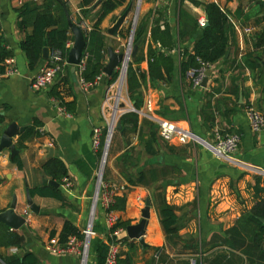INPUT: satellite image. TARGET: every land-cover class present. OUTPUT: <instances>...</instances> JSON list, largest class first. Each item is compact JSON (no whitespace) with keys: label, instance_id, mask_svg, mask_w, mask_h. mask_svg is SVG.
Masks as SVG:
<instances>
[{"label":"crops","instance_id":"obj_1","mask_svg":"<svg viewBox=\"0 0 264 264\" xmlns=\"http://www.w3.org/2000/svg\"><path fill=\"white\" fill-rule=\"evenodd\" d=\"M26 1L29 0H0V23L5 45L13 52L16 68V73L0 77V115L5 118L0 125V137L11 122L25 128L34 118L43 122L41 130L44 133L39 138L26 140L20 148L17 147L19 136L12 137L18 150L20 167L10 158L7 149L0 152V213L10 208L15 196V213L25 219L18 229L0 223V256L30 251L39 257L41 264H79L80 260L75 254L50 251L49 242L53 238L58 239L64 221L71 222L80 230L88 222L99 163L98 151L92 147V128L98 126L104 131L108 121L109 101L105 102L108 76H102L94 88L83 90L78 82L77 70L73 74L68 63L73 81L75 112L72 114L68 111L70 116L60 113L57 100L49 96L51 87L36 90L31 86L32 78L44 62L37 69L29 70L25 53L20 49L24 34L16 29L15 10ZM64 1L68 5V10L65 9L67 21L77 26L81 24L79 27L85 38V31L89 33L92 30L96 10L92 9L83 15L79 6L81 0ZM131 1L136 0H127L128 6L132 4ZM262 1H141L138 21L155 8L159 10L149 20L145 43L138 50L142 59L138 63L131 60L134 68L138 66L144 74L140 88L141 101L137 108L142 140L146 138L149 128L147 123H152L158 131L152 118L189 128L202 138H211L214 129L240 131L243 136L237 156L243 165L217 159L193 140L169 142L177 147L178 152L175 154L161 148L157 155L143 157L137 170L153 164L172 168L168 171L169 176L162 181L160 190L165 201L176 208L177 215V235L167 240L151 191L144 186H129L114 165L131 147H135L139 153L143 152L139 133L124 135L120 126L114 138L106 173L107 182L127 187L119 195H123V200L115 210L118 221H129V225L138 224L142 220L141 210L146 199L151 203L142 236L143 244L127 237L124 228L121 238L126 239L119 245L120 259L127 258L130 264H190L193 259L196 264H264V234L260 231L264 217L252 213L254 206L264 203V133L251 132L245 115V106L248 104L264 113ZM209 2L218 4L230 15L234 29L232 54L235 58L232 59L235 62L220 61L207 78L206 86L194 88L188 75H181L179 64L184 52H192L194 41L205 24L207 15L204 4ZM51 5L54 8L56 4L52 2ZM125 6L114 9L100 20L99 27L106 37L107 47L112 45L115 52H118L116 45L121 47L125 43L119 34L122 28L128 26L132 10L116 37L108 31L126 10ZM237 11L240 14L237 15ZM158 19L161 26L163 22L170 26L174 39V47L169 52L174 61V71L166 82L158 79L153 81L148 74L146 42L154 20ZM195 23L199 27L190 34L188 29ZM180 24L184 29L181 40ZM27 32L30 33L31 29L28 28ZM70 34L73 36L71 31ZM70 42L66 58L73 47L74 41ZM104 61L106 64L107 52ZM72 98L69 96L65 100L70 101ZM206 102L209 107L203 114L201 110ZM46 147H52V157L61 159L67 168L71 186L65 188L60 185L59 188L69 206H63L55 198L31 193L34 188L48 185L43 183L44 178H49L41 169L43 162L48 159ZM26 189L31 194L37 212L31 211L27 205ZM95 214L96 237L104 241L108 231L104 210L99 207ZM51 232L55 233L54 237L50 236ZM14 234L23 236V249L8 244ZM0 264L4 263L0 260Z\"/></svg>","mask_w":264,"mask_h":264},{"label":"trees","instance_id":"obj_2","mask_svg":"<svg viewBox=\"0 0 264 264\" xmlns=\"http://www.w3.org/2000/svg\"><path fill=\"white\" fill-rule=\"evenodd\" d=\"M97 1L98 0H81L79 5L81 14L83 15H86L92 9L96 10L95 22L92 30L89 33L87 31L84 33L86 40L85 48H87L88 52L86 65L81 74H79L77 70V75L81 76L86 82L93 81L96 76L103 72L105 66L104 60L107 52V43L105 41L106 37L102 34V30L99 27L100 20L118 7L126 5V9L128 6L127 0H100L98 3ZM52 2L56 4L54 8L51 5ZM131 3L133 7L135 1H131ZM95 4L96 6L94 7ZM204 8L208 18L207 24L203 27L200 35L195 39L192 52H184L182 54L179 64L181 75H186L190 69L199 68V60L213 65H216L220 61L224 63L235 62V59H232V57H234L232 54L234 29L229 18V13L214 2L204 4ZM65 9L68 10V5L64 0H39L38 2L29 0L15 10L17 13L16 29L24 34L20 41V49L25 53L29 70H35L42 62H45L42 58L44 43L50 54L56 50H61L64 55H66L67 49L65 44L69 41H73V36L70 34ZM156 13H159L158 8H155L153 12H148L147 15L139 19L136 24L133 32V41L135 42L141 39L139 49H141L145 43L149 20ZM236 14L238 15L240 12L237 11ZM77 23H79L78 20ZM198 27L199 25L197 23H195L194 26L190 25V29H188L189 33H193ZM28 28L31 29L30 33L27 32ZM130 30V24H128V26L120 30V37L126 39L130 34ZM182 36H184V29L180 24V40L183 38ZM173 47L174 39L170 26L165 22H163V26H161L159 19L154 20L150 28V37L146 42L148 74L151 80L154 81L158 79L166 82L171 79V75L174 71V61L169 52ZM12 57L13 52L5 45L3 29L0 23V74L6 71L7 60ZM132 59L138 63V61L142 59V54L139 55L137 53L136 57ZM116 78L117 73L115 71L108 76V83L114 82ZM143 78L144 74L140 71L138 66L134 68L130 62L126 73V92L129 99L134 102L135 109L138 108L141 101L140 88ZM49 96L57 100L59 104L70 113L73 114L75 112V96L69 64L64 68L63 72L58 75L57 80L49 91ZM69 96L73 97L72 100H65V98ZM208 107L209 104L206 102L201 112L204 114ZM4 121V116L0 115V125L3 124ZM120 124V130L124 135L139 133V143L142 145L143 152L139 153V150H136L135 147H131L115 161L114 165L123 175L129 186H144L151 191L157 202L158 216L163 232L167 240H170L176 237L178 231L176 208L165 201L160 190L162 188V181L169 176L168 171H171L172 168L170 166L153 164L140 170L137 169L143 157L155 156L160 152L161 148L174 154L178 152V149L175 145L163 140L158 135V131L153 127L152 123H147L149 128L145 134L146 138L142 140V125L139 126V115L136 112L128 111L122 114L120 116ZM42 128L43 122L34 118L20 133L17 147L20 148L22 143L26 140L41 137L44 133V131L41 130ZM103 139L104 135L102 136L101 144L103 143ZM98 154H100L99 151ZM13 162L20 167V158L18 154L13 157ZM41 169L49 179L58 182L59 186L63 185L64 179L69 180L65 164L57 157H51L45 160ZM170 176H172V173ZM31 193L55 198L59 200L63 206H69L68 201L63 196L59 187L56 188L50 185H43L34 188ZM122 200L123 195L116 196L115 203L111 205V208L114 210L118 209L119 203ZM252 213L264 217V203L254 206ZM128 225L129 221H118L107 231L106 237L109 238L110 233L117 227L126 228ZM94 230L97 232L95 222ZM260 231L264 234V225L260 227ZM50 236L54 237L55 233L51 232ZM71 236L78 240L83 238L81 230L66 220L58 235V245L61 247L65 246ZM124 239H126V237H120L118 240L121 242ZM8 244L18 249H23L24 238L21 235L14 234ZM92 251L94 254L93 260L87 264H104L106 245L102 239L96 237L92 244ZM0 260L4 264H41L39 257L30 251H25L19 255L0 256ZM118 264H130V262L127 258L123 260L119 258Z\"/></svg>","mask_w":264,"mask_h":264},{"label":"built area","instance_id":"obj_3","mask_svg":"<svg viewBox=\"0 0 264 264\" xmlns=\"http://www.w3.org/2000/svg\"><path fill=\"white\" fill-rule=\"evenodd\" d=\"M38 2L39 0H33ZM142 1V0H141ZM141 1L136 0L135 4L132 7L131 18H130V35L128 41L125 45H123V52L128 57L125 70L124 68V60L121 64L118 65L116 69L117 78L114 82L110 83L107 89V93L105 94V102L111 101L113 99V89L116 88L117 92L114 96L115 104L113 108V114L110 119V122L107 121L106 130H102L100 127L95 126L92 128V147L99 151V163L96 172V184H95V192L93 196V201L90 209V218L86 224V226L81 230L83 238L78 240L77 238L71 236L66 245L61 247L58 245V239L53 238L49 242V250L53 253H70L78 256L80 262L79 264H83L84 260L88 257V249L91 243V240L97 236V232L94 230V221L93 217L91 218L92 210H94L93 215L95 214V210L98 207H101L104 210L105 218L108 225V230L112 228L117 222L118 217L114 209L111 208V205L115 203V197L122 194L125 191V186L111 184L104 180L105 173V163L108 152L109 142L112 137L113 127L116 122H114L111 127V123L113 122V118L119 117L128 112L133 111L139 113L137 109L132 107L130 110L126 112H121V108L119 107V100H121V94L124 87V83H126V73L129 63L131 62L130 53L132 49L133 41V32L136 27L138 16L140 12ZM230 18V17H229ZM231 20V19H230ZM81 27V24H79ZM247 32L250 29H246ZM66 49L68 50L71 47V42H67L65 44ZM88 57L87 48H84L82 52V56L80 58L79 63L76 65V70L78 73L84 70L86 65V60ZM200 62V67L197 69H190L187 73L190 78L191 84L194 88L199 87L205 77V72L207 70H214L215 65ZM68 65L66 55L61 50H56L49 53L48 59L45 60L44 65L40 67L38 72L31 80V86L36 90H45L53 86L55 81L58 78V75L63 72L64 68ZM16 73V68L14 65V60L12 58L7 60V68L6 71L0 74V77L7 74ZM104 72L100 73L98 76L94 78L93 81L86 82L83 80L81 76H78V82L83 88V90H89L94 88L98 81L102 76H104ZM59 112L70 116V113L62 107L59 102ZM147 115V114H146ZM245 115L247 117L248 126L251 132L253 133H264V113L257 110L252 105L245 106ZM149 116V115H147ZM152 118V117H151ZM158 128L159 136L167 141H178L181 143L193 140L197 141L201 146L207 149L215 158L224 160L233 165H243L241 160L238 158V149L242 141L243 134L240 131H229L223 132L219 129H214L211 134V138H202L194 134L189 128L182 127L176 123L160 119V118H152ZM117 120V119H116ZM104 135L103 143L102 136ZM63 186L65 188H69L71 186V182L68 179L63 180ZM26 214V213H25ZM124 232V228L117 227L114 229L109 238L106 237L104 243L106 245V255L104 259V264H118L119 259V245L120 241L118 240L121 237V234ZM190 264H196V261L191 260Z\"/></svg>","mask_w":264,"mask_h":264},{"label":"water","instance_id":"obj_4","mask_svg":"<svg viewBox=\"0 0 264 264\" xmlns=\"http://www.w3.org/2000/svg\"><path fill=\"white\" fill-rule=\"evenodd\" d=\"M99 1L100 0H98L97 3ZM139 1H141V0H139ZM261 4L264 6V0L261 2ZM131 10H132V4L126 8V10L123 12V14L116 20L113 27L108 31L113 37H116L118 35L122 24L124 23L126 17L131 12ZM207 19L208 18L206 16L204 26H206V24H207ZM68 26L70 28V31L73 34V41L74 42H73V47L68 52L67 62L71 65V72L74 74V72L76 70V65L79 63L80 58L82 56V52L85 48L86 41H85L83 32L79 26L72 24L69 20H68ZM140 43H141V39H138L133 43L131 53H130L131 58L136 57L138 50H139ZM48 53H49V51H48V49L44 43V47L42 50V58L44 60L48 59ZM124 58H125L124 52H121V53L115 52V50L113 49L112 46H108L107 47V63L105 64V66L103 68L104 74L106 76H110L113 72L116 71L118 65L123 62ZM211 73H212V70H210V69L205 72V77H204V79L200 85L201 87L206 86L207 78L211 75ZM74 80H75V78H74ZM124 106H125L124 103L119 104L120 108H124ZM120 126H121V124H118L117 127L119 128ZM23 130H24V127L18 126L15 122H11L5 128V130L3 131V133L0 137V152L3 149H7L10 153L11 159L15 155H17L18 150L16 148L15 143L12 140V137L13 136H19ZM45 150L47 151L46 157L47 158L52 157L53 148L52 147H46ZM43 183L48 184V185L53 186V187H56V188L59 187L58 182L51 180V179L44 178ZM26 201H27V205L30 207V210L37 212V207L32 203L31 194H30L29 190H27V189H26ZM150 205H151L150 200L146 199L145 206L141 210L142 220L136 225H129L126 227L127 237H129L131 239L138 240V242L140 244H143L142 236L144 234L147 219L149 218ZM15 207H16V198L14 196L12 199L10 208L8 210L0 213V223H3L4 225L10 227L11 229H18L25 222V219L23 216L17 215L15 213ZM261 221L264 222L263 220H261Z\"/></svg>","mask_w":264,"mask_h":264},{"label":"rangeland","instance_id":"obj_5","mask_svg":"<svg viewBox=\"0 0 264 264\" xmlns=\"http://www.w3.org/2000/svg\"><path fill=\"white\" fill-rule=\"evenodd\" d=\"M139 15H140V13H139ZM130 35V34H129ZM128 38H129V36L126 38V39H124L125 41V43H124V45L127 43V41H128ZM114 45H115V43H114ZM112 46V45H111ZM115 47H117L118 48V52L119 53H121V52H123V46H119V45H116ZM113 49H114V47H113ZM130 60H132V58H130ZM116 92H117V90H116V88H114L113 89V91H112V95H113V99L111 100V101H109V106L107 107L108 108V112H107V116H108V121L110 122V119H111V117H112V114H113V108H114V104H115V98H114V96H115V94H116ZM120 102V104L121 103H124L125 104V106H124V108H121V112H126V111H128V110H130L132 107H134V104H133V102L129 99V97H128V94H127V92H126V83H124V87H123V90H122V94H121V100H119ZM106 108V109H107ZM135 108V107H134ZM116 123H115V125H114V127H113V131H112V137H111V140H110V142H109V146H108V152H107V157H106V163H105V173H104V180H106V173L108 172V165H109V157H110V152L112 151V149L114 148V145H113V142H114V138L116 137V135H117V131H118V124H120V118L119 117H116ZM105 130H106V128H105ZM92 201H93V199H92ZM99 207L97 206V209H98ZM96 209V210H97ZM96 210H95V213H96ZM89 218H90V211H89ZM89 218H88V220H89ZM95 219H96V214H94L93 215V221L95 222ZM87 224V223H86ZM86 224H85V226H86ZM84 226V227H85ZM83 227V228H84ZM95 239H96V237H94L92 240H91V243H90V246H89V249H88V257H87V263H90L92 260H93V256H94V254H93V251H92V244H93V242L95 241Z\"/></svg>","mask_w":264,"mask_h":264},{"label":"bare ground","instance_id":"obj_6","mask_svg":"<svg viewBox=\"0 0 264 264\" xmlns=\"http://www.w3.org/2000/svg\"><path fill=\"white\" fill-rule=\"evenodd\" d=\"M128 57L126 56L124 60V68L123 71L125 70L126 62H127ZM114 122H116V116L113 118V122L111 123V127L113 126ZM94 210H92L91 218L93 217ZM83 264H86V260H84Z\"/></svg>","mask_w":264,"mask_h":264}]
</instances>
